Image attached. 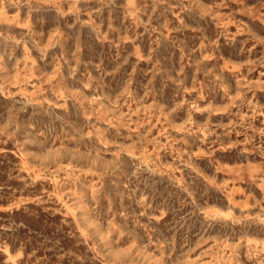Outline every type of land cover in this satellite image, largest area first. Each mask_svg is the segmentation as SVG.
<instances>
[{
    "label": "rangeland",
    "instance_id": "1",
    "mask_svg": "<svg viewBox=\"0 0 264 264\" xmlns=\"http://www.w3.org/2000/svg\"><path fill=\"white\" fill-rule=\"evenodd\" d=\"M0 264H264V0H0Z\"/></svg>",
    "mask_w": 264,
    "mask_h": 264
}]
</instances>
